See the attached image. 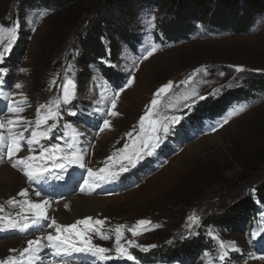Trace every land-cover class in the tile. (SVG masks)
I'll return each instance as SVG.
<instances>
[{
  "label": "rangeland",
  "instance_id": "rangeland-1",
  "mask_svg": "<svg viewBox=\"0 0 264 264\" xmlns=\"http://www.w3.org/2000/svg\"><path fill=\"white\" fill-rule=\"evenodd\" d=\"M175 10L170 5L150 0H128L126 6L111 11L102 5L88 4L64 15V11L49 7L41 0H0V29L4 30L0 33V51H5L11 39L8 30L13 29L16 34L11 50L5 52L6 58L2 65H8L11 56H18L11 61V90L2 85L8 99L0 98V119L15 118V114L8 113L6 108L11 100L20 102L24 111L18 115L31 122L26 131L23 124L13 129L24 134L23 150L12 159L0 151V158L12 165L17 158L29 155L26 140L31 132L43 131L55 124L47 137L40 138L39 144L32 146L31 155L36 157L34 163L44 164L50 169L43 181L30 182L21 168L10 167L20 173L35 195L40 192L39 197L54 203L62 202L72 195L87 198L111 196L107 207L93 218V222L104 220V225H95L89 237L93 244L110 249L113 258H118L116 264H163L164 261L174 264L177 258L166 256L158 246L168 242H171L170 247L176 246L178 242L198 234L200 237L210 235L218 244V248L205 254L198 264H220L223 261L219 259L220 241L225 244L235 242L239 251L226 250L228 256L238 254L235 258L238 264H264V260L254 258L264 255V239L252 237L254 232L264 229V208L256 190L264 182V165L260 163L262 157L259 156L264 134V90L258 93L251 108L239 105L227 106L226 110L225 106L218 111L205 109V112L200 108L202 103L214 102L227 91L247 87L250 79L264 78V14L239 22L238 26L234 24L227 27L213 5L202 9L190 6L177 13ZM97 20L106 23L102 24V35L90 36V45L84 54L83 44L79 40L89 39L87 32L91 31ZM18 40L22 41L19 45H26L25 51H13ZM152 45H157L158 50L144 60L142 57L146 49ZM111 46H115V55ZM100 49L103 54L96 55ZM237 68H243V71H237ZM112 75L121 77L110 80ZM69 78L77 85L75 99L68 105H61L56 120H49L48 125L37 129L34 123L36 109L60 97L61 85ZM131 78H134L133 84L125 87L116 100V108L111 109L115 90L125 86ZM169 82L174 87L160 98L161 103L156 109L159 113L157 118L179 116L184 119L186 116L188 120L170 125L167 135L161 132L159 146L152 155H142L135 167L116 157H113L115 163L109 161L108 157L123 149L125 144L129 145L128 151H131L132 139L139 133L140 117L145 114L155 92ZM17 83L22 87L17 89ZM197 94L206 99L200 100ZM241 106L243 112L233 116L223 127L219 126L235 108ZM110 109L119 115L109 116ZM40 111L44 115L47 109ZM73 112L75 115H72ZM71 116L75 118L73 121ZM104 119L110 121V127L101 132L99 129ZM196 124L199 125L193 129L188 127ZM213 127L216 131L212 130ZM106 132L114 135L102 142ZM129 132H132V137L126 135ZM75 133L80 134L76 145L78 150H83L89 165L80 168L81 179L77 180L75 186L64 189V180L69 182V172L77 176V168L73 165L66 166L65 171L56 169L47 158L48 154L40 158V150L51 149L59 144L67 151L69 143L66 139L71 143ZM54 136H57L54 142L45 143ZM167 141L173 149L172 153L165 158H153L161 155L159 150ZM56 155L62 156L63 152ZM149 160H159L158 165H150L156 168L155 172L150 175L137 173ZM235 160L243 162L249 169L259 171L244 170ZM105 162L111 165L108 173L118 172L121 163L127 165L129 171L121 174L119 179L129 174L130 179L135 176L134 180L141 184L124 190L110 188L114 187L117 179L108 182L96 178L99 184L96 188L84 184L86 179L92 184L86 169L104 168ZM202 181L212 185L189 194ZM10 189L11 185L0 184V216L19 220L21 218L16 214L23 211L31 224L33 214L23 204L27 200L12 194ZM104 195L108 197H102ZM249 197L260 207L251 235L246 232V226L232 232L224 230V227L222 230L203 228L207 227L211 217L224 215L235 203ZM193 214L199 220L189 227L188 217ZM141 219L151 221V225L147 226L151 230L133 236L128 229ZM51 220L41 221L21 234L16 233V230L0 234V237H7L0 240V260H6L9 256L18 257L19 252L27 247V241L46 235L47 230L55 234L54 226H49ZM119 225L124 226L121 244L127 249L125 256H118L115 251V229ZM84 228V225H78L80 231ZM62 235H71L74 247H52L44 240L38 257L29 260L26 255L22 264H105L109 259L95 258L87 252L76 250L83 243L75 233L65 232ZM102 236L109 238L102 239ZM14 239L24 244L19 247L7 244ZM127 241L134 243L129 245ZM152 245L155 247H149ZM127 255L134 259H127Z\"/></svg>",
  "mask_w": 264,
  "mask_h": 264
},
{
  "label": "snow or ice",
  "instance_id": "snow-or-ice-1",
  "mask_svg": "<svg viewBox=\"0 0 264 264\" xmlns=\"http://www.w3.org/2000/svg\"><path fill=\"white\" fill-rule=\"evenodd\" d=\"M4 30L0 29V33H2ZM11 39L9 41L8 46L5 48V51H0V63L4 61L5 52L11 50V43L15 41L16 34L13 29L8 30ZM2 39V37H0ZM158 50L157 45H152L150 48L146 49V54L142 57L144 60H147L149 57H151L156 51ZM237 71H243V68H237ZM21 71H24L21 69ZM0 73L6 74V69L0 68ZM191 79V77L189 78ZM134 78L128 79L126 81L125 86H120L117 90H115L114 95L111 99V109L116 108V100L120 96L121 92L125 90L126 86H131L133 84ZM4 83V80L2 77H0V98L8 99L7 96H5L2 85ZM53 84H55V80L52 81ZM187 83V81H185ZM17 89L21 88L22 85L17 83L15 85ZM174 87L172 82L164 84L162 87H160L154 94L153 99L151 100L149 106L147 107L145 114L140 117L139 119V133L135 138L132 139V145H131V151L129 152V145L125 144L123 149L117 150L116 153H113L112 156L108 157L109 161H113V157H116L119 160H126L128 162V165L131 167H135L136 164L139 162V160L142 158V155H152L153 151L156 147L159 146V143L162 139L160 136V133L163 132L164 135H167L170 131V125L179 123L181 120V117L179 116H171V117H164L163 119L157 118L159 116V113L156 111L157 107L161 103V97L164 96L166 93H168L170 90H172ZM76 82L69 78L66 79L65 82L61 85V93L62 95L52 101H50L47 105L41 104L36 109L37 118L35 120V126L37 129H39L42 125H48L49 120H56L60 115V108L61 105H68L71 103L73 99L76 97ZM199 95V94H197ZM200 100L206 99L205 96L199 95ZM26 102V98L25 101ZM54 106V107H53ZM7 112L11 114H15V118L9 117L7 120L0 119V149H3L5 154L9 159H12L13 157H16L18 153H20L23 148L24 144L22 141H24V134L23 132H15L13 129L17 125L23 124V127L25 131L27 130L28 126L31 122L23 120L22 117H20L18 114L22 113L24 111V108L20 106V102H15L9 100L8 104L6 105ZM47 109L46 114L41 115V109ZM109 110L108 115L111 117H116L119 115L118 112L114 110ZM244 111V108L238 107L235 108L219 125L220 127H223L225 124L228 123V121L233 117L241 112ZM72 115H75L73 112ZM147 125V127H146ZM55 127V124L50 125L46 127L43 131H37L33 130L31 132V135L26 140L27 149L29 152V155H25L22 157H19L15 160V162L12 164L14 168H21V170L24 172V175L28 178L30 182H39L43 180L46 175L50 172V169L44 165V164H36L34 161L36 160V157L31 155L33 152V145L39 144L40 138L47 137L49 133H51L52 128ZM110 127V121L108 119L103 120V124L100 126V131L103 132L105 129H108ZM7 128V134H5V129ZM213 131H216V128L213 127ZM135 131V129H134ZM80 134L75 133L71 137V143L68 145V150L65 151L61 148L59 144L54 145L51 149L49 148H41L40 150V158L43 159L46 154H48L47 158L53 162V166L56 169H59L61 171L66 170V166H76L79 168H85V162H84V153L83 150H78L76 145V140ZM129 137H132V132H129L126 134ZM63 152L62 156H57V153ZM106 163V167L94 170L92 168H87V174L90 179H92V184H89V180H84V184L89 185V187H98L99 184L96 182V178H98L100 181H108L112 182L119 178V176L123 173H126L129 171V167L123 163H121L119 171L114 173H108V169L111 167V165ZM115 163V161H113ZM105 173H108L105 175ZM83 191V189H81ZM254 191V190H253ZM41 193L36 192V195L39 196ZM21 196H27L28 192L27 190H24L20 193ZM14 202V201H10ZM49 201L47 199L42 200L41 202H32V201H25V204L27 205V208L32 212V218H31V224L28 223V218L24 216L23 211L18 212L16 214L17 217H20L21 219H14L11 216H0V231H8V230H21L26 231L29 227L39 225L41 221L48 220L49 216L46 211V206L48 205ZM65 207H68L66 204ZM2 211V210H0ZM188 220L190 222L189 227L193 224H197L199 218L193 214L188 217ZM93 223V217H86L81 220H77L75 223L67 224V225H61L56 222L55 219L51 220V224L49 225L55 227V234L52 232H48L46 235H42L37 237L34 240L27 241V247L24 248L22 251L19 252L18 257L9 256L6 260H0V264H22L23 258L27 255L28 259L31 260L33 258L38 257V254L42 247V241L46 240L48 242L49 246L52 247H60L62 245H66L68 247H74V241L71 238V235L64 236L62 233H75L77 237H79L81 243H83L84 247L76 249L78 251H89L92 252L95 255H99L102 258H109L106 254L110 252V249L104 248L98 245H95L92 243L91 238L87 235L86 231L82 232L78 229V225H84L86 229H89L92 227ZM95 225H101L103 226L105 221L104 220H95ZM151 225V221L141 219L137 221L136 225H134L132 228L128 229L132 233L133 236L141 235L144 231L151 230L149 226ZM123 225L117 226L115 229L116 233V248L115 251L118 256H125L127 253V249L124 247L123 244H121V239L123 237ZM253 239H256L257 237H260L261 239H264V229H261L257 232H254L252 234ZM102 239H108V236H102ZM215 238V237H214ZM129 245L133 244L134 241H127ZM149 247H155V245L149 246ZM226 249H230L231 251H239V249L236 247L235 242H229L228 244H225V242L220 241V260H225L228 257V251ZM66 250V249H63ZM10 251H17L15 249H10ZM256 259L264 260V255H261L259 257H254ZM127 259L132 260L134 257L131 255H127Z\"/></svg>",
  "mask_w": 264,
  "mask_h": 264
},
{
  "label": "trees",
  "instance_id": "trees-1",
  "mask_svg": "<svg viewBox=\"0 0 264 264\" xmlns=\"http://www.w3.org/2000/svg\"><path fill=\"white\" fill-rule=\"evenodd\" d=\"M43 3H45L47 6L56 7L57 9H60V11H64V15L67 14L69 11H76V9L83 7L85 5H94L99 6L102 5L105 7L106 10L111 11L112 9L116 7H123L126 6L128 3V0H41ZM151 2L154 1V3L157 4H167L170 5L171 8L176 9V13L179 11H183L182 9H187L190 6L198 7L200 9L207 8L209 5H213L215 9H217V13L221 16L223 23L227 24V27L234 24H239V22H245L249 21L252 17L262 15L264 14V0H150ZM180 9V10H178ZM202 12V10H198V12ZM93 13V12H91ZM90 14V13H88ZM103 17V16H102ZM104 19V17H103ZM114 21V17L112 18ZM105 22H101V20H97L96 24L91 28L90 32H87V36L89 39L82 38L80 39V44H83L84 47V54L86 52V49L90 45V36L97 37L98 35H102V24ZM106 24V23H105ZM86 31V28L84 29L83 33ZM82 33V34H83ZM89 33V34H88ZM81 34V35H82ZM79 35V37H81ZM21 37V36H20ZM20 39V38H19ZM22 39V37H21ZM22 42L21 40H18L17 45L14 49V51L18 52V50L21 49L22 51H25V46H22V44L19 45V43ZM27 43V40H26ZM115 46H111V50L113 55H115L114 51ZM16 54V53H15ZM100 56V54H103V51L100 49L97 51V54ZM12 59L10 60V68L12 69L13 66L11 65V61L18 57L16 55L11 56ZM7 64V63H6ZM103 66V65H102ZM9 69V65L7 66ZM12 75V74H11ZM121 77V76H120ZM118 75H112L110 77V80H118L120 78ZM248 88V89H246ZM264 90V78H253L250 79L248 82L247 87H240L234 91H227L226 94H224L220 99L210 102L206 101L205 103H202L200 105V108H202V112L207 109L208 111L213 110H220L224 108L225 106L232 105L233 103H244L248 102V100L254 98H258V93L262 92L261 90ZM218 103V104H216ZM206 110V111H207ZM199 112V111H198ZM205 112V111H204ZM263 139V145L260 148V154L259 156L262 157V160H260V163L264 165V134L262 135ZM236 163L239 165H242V168L244 170H248L251 172H256L259 170H252L249 169L243 162L239 160H235ZM264 167V166H263ZM264 171V170H263ZM212 185L209 182L202 181L198 184L197 188H195L193 191L190 190L189 194L191 192H197L202 191V189ZM259 201L264 204V182L257 186L256 188ZM257 212H258V206L255 204L254 201L251 200V198H243L238 203H235L233 207H230L228 211L224 213V215L220 217H214L210 218L209 222L207 223V227L203 226V228L207 229L209 227H215L217 229H221L224 227V230L226 231H235L239 228H243L245 225H249L254 221V219L257 218ZM200 233L204 234L203 230H198ZM199 235V234H198ZM196 236L191 239H184V241H180L176 244V246H169L165 245L162 247L163 253H165L166 256L171 258H180L179 254L181 251V255L183 257H190L193 255H196V258H199L203 252H206L207 250H211L213 247L212 241L206 237H200Z\"/></svg>",
  "mask_w": 264,
  "mask_h": 264
},
{
  "label": "bare ground",
  "instance_id": "bare-ground-1",
  "mask_svg": "<svg viewBox=\"0 0 264 264\" xmlns=\"http://www.w3.org/2000/svg\"><path fill=\"white\" fill-rule=\"evenodd\" d=\"M113 135H114L113 133L106 132L105 134H103L102 137L103 141L102 140L101 141L106 142L109 138H112ZM98 146L100 147V144ZM0 151L3 152L4 150L0 149ZM1 162L4 163L2 164ZM84 162H85V166H87L86 164L89 165V161H87L85 155H84ZM10 166L11 164L5 163V161H3L0 158V184L2 183V184L11 185L10 191L14 195L18 194L19 196H21L20 193L24 190H27L28 195L21 196L24 200L32 201V202H41L42 200H44L41 197L35 195L33 193V189L27 185L26 180L20 175V173L14 170L13 168H11ZM102 197H108V196L104 195ZM111 198H112L111 196L108 198H97L95 196L87 198V197L72 195L69 198L59 203H54L48 200L49 203L46 206V211L48 213L49 219H55L58 224L67 225V224H72L77 220L84 219L86 217H93V218L98 217L99 213H101L110 203V201L112 200ZM66 204L68 205V207H65ZM48 232H52V230H47L46 234ZM7 244H10V246L19 247L22 246L24 242L14 239L8 242Z\"/></svg>",
  "mask_w": 264,
  "mask_h": 264
}]
</instances>
